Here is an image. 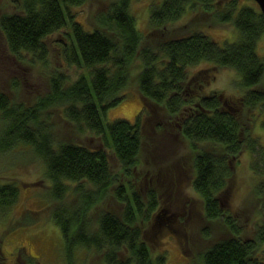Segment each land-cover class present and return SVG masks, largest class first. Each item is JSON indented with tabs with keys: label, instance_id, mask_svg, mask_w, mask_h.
Returning <instances> with one entry per match:
<instances>
[{
	"label": "trees",
	"instance_id": "1",
	"mask_svg": "<svg viewBox=\"0 0 264 264\" xmlns=\"http://www.w3.org/2000/svg\"><path fill=\"white\" fill-rule=\"evenodd\" d=\"M86 1L18 0V12L0 15V32L12 55L24 60L28 54L43 59L47 55L46 41L56 33L67 65L86 68L89 72L66 89H62L57 79L49 95L33 106L10 103L0 91V122L3 118L6 124L5 128L0 126V154L8 153L5 146L15 144L31 147L42 159L51 181L52 202L56 203L53 208L37 211H42L47 221L60 228L66 262L74 264V259L79 257L76 264H88L89 256H95L100 260L97 264H166L165 252L151 255L141 228L142 224L157 225L158 194L150 186L149 193L143 197L142 181L136 174L144 122L147 119L153 122L158 105H163L169 119L180 123L179 133L192 152V188L203 200L205 217L222 222L230 233L228 238L204 251L203 264H264L261 249L264 188L260 181L264 174L261 169L264 150L253 132L260 120L264 129L261 89L264 57L256 52L257 41L264 34V14L258 3L255 0L254 5L241 0L150 3L149 32L145 34L129 13L131 0H106L107 6L93 15V28L77 20L72 10ZM197 13L208 14L222 24H232L238 33L236 41L221 46L206 32L195 28L185 36H160L153 43L154 31L164 33L168 25ZM136 60L139 61L136 86L144 100L140 117L134 123L117 119L106 124V111L121 100L119 94L128 88L130 68ZM201 63L210 65L211 69L188 73L190 67ZM229 66H235L242 76L236 84L241 93L235 96L239 98L234 103L223 97L224 92L208 91L218 72ZM50 103L62 104L65 120L79 132L87 130L99 137L101 146L55 143L40 115ZM239 108L249 110L245 126L241 124ZM207 143L213 148L205 149L203 144ZM244 151L256 158L250 168L257 171L254 173L257 182L251 185V191L258 210L249 239H242V228L228 212L223 199L231 190L228 182ZM110 156L118 163L117 172L112 171ZM158 180L157 170L149 182L157 184ZM65 194L74 197L76 204L64 200ZM107 194L120 209L101 212L95 221L88 222L90 208ZM18 195L14 184L1 183L0 208L6 212ZM36 213H27L31 224L39 222L40 214L34 216ZM20 255L21 262L16 264H37L24 249ZM0 264H6L1 253Z\"/></svg>",
	"mask_w": 264,
	"mask_h": 264
},
{
	"label": "rangeland",
	"instance_id": "2",
	"mask_svg": "<svg viewBox=\"0 0 264 264\" xmlns=\"http://www.w3.org/2000/svg\"><path fill=\"white\" fill-rule=\"evenodd\" d=\"M159 2L161 3V0L130 2L129 13L135 17L137 28L145 34L149 32L147 24L149 4ZM242 2L254 5L253 0H241ZM17 4L18 0H0V15L18 12ZM106 6V0H87L82 6L72 10L76 13L77 20L93 28V15ZM195 28L206 32L221 46L225 42L236 41L238 36L232 24H222L208 14L197 13L180 20L177 24L168 25L164 33L154 31L153 43L155 44L160 36H185ZM58 38L60 36L55 33L47 39V55L43 59L28 54L24 60L8 51L0 32V91L8 102L33 106L36 101L49 95L57 79L62 89H66L81 75H88L86 68L67 65L61 54ZM256 52L264 57V34L257 41ZM137 64H139L138 60L134 61L130 68V84L119 94L122 96L121 100L115 106L108 107L104 116L106 124L117 119L130 123L137 120L144 104L136 86ZM208 67L210 65L201 63L190 67L188 73L193 74L197 69H211ZM223 71H219L218 77L211 81L208 91L224 83ZM59 76H63L66 80ZM261 85L264 91V80ZM225 88L227 90V86ZM212 91L224 92L223 97L231 103H234V100L239 98L235 96L241 93L236 84L232 86L231 94L218 90L210 92ZM158 106V115L153 122L152 119L144 122L142 145L136 168V174H139V180L142 181L140 184L143 197L149 193L151 186V190L158 194L160 206L157 225L155 227H151L150 224L141 225L143 238L149 245L152 256L165 252L166 264H203L201 258L204 251L215 242L228 238L230 233L222 222L211 221L205 217L203 200L192 188L194 178L192 152L186 139L179 133L180 123L171 121L166 115L164 106ZM63 110L62 104L50 103L40 113L45 128L48 129V135L55 143L70 142L87 147L101 146L99 137L87 130L79 132L76 126L67 122ZM248 112V109L239 108L241 124L244 126L247 124ZM260 121L254 126L253 132L258 144L264 150V134L258 136V133H264ZM0 126L3 128L6 126L3 118ZM203 145L205 149L213 148L208 143ZM5 150L8 153L0 154V183L14 184L19 194L17 202L13 203L6 212L0 208V253L4 255L5 263L21 262L20 250L24 249L37 264H69L66 262L65 241L60 228L50 220L47 221L42 211H37L44 207L53 208L56 203L52 202L51 181L47 178L42 159L29 146L11 144L5 146ZM110 157L112 171L117 172L118 163L112 156ZM255 159L254 155L248 152L244 151L240 154L239 166L237 165L233 178L228 182L231 190L227 191L224 194L227 197L223 198L224 202H227L228 212L235 216V222L242 228V239L252 238L253 219L258 210L257 199L254 200L252 197L254 191H251L252 186L257 182L254 176L257 171H251L250 168L251 161ZM258 163L262 162L258 160ZM261 169L263 170L264 167ZM157 170L159 177L157 184L155 181L149 182V178ZM261 176L260 181L264 188V174ZM262 196L264 197V191ZM115 203L110 194L97 200L89 210L88 222L95 221L101 212L118 211L120 207ZM28 211L37 212L34 216L39 213V222L31 224ZM261 249L264 251V244ZM77 259L80 258L76 257L74 264ZM97 263H100L99 258L89 256L88 264Z\"/></svg>",
	"mask_w": 264,
	"mask_h": 264
},
{
	"label": "clouds",
	"instance_id": "3",
	"mask_svg": "<svg viewBox=\"0 0 264 264\" xmlns=\"http://www.w3.org/2000/svg\"><path fill=\"white\" fill-rule=\"evenodd\" d=\"M222 79L224 83L217 88L210 89V91L211 90L226 91V94H231L232 86L234 84H239L240 81L242 80V76L239 73V70L235 66H229L228 68L224 69L222 73ZM225 86H227V90Z\"/></svg>",
	"mask_w": 264,
	"mask_h": 264
},
{
	"label": "bare ground",
	"instance_id": "4",
	"mask_svg": "<svg viewBox=\"0 0 264 264\" xmlns=\"http://www.w3.org/2000/svg\"><path fill=\"white\" fill-rule=\"evenodd\" d=\"M254 57H257V56L256 55H250V58H254ZM63 199L68 201V202H71L73 204H76V202H77L74 197L67 195V194L63 195ZM14 200H15L14 202L16 203L17 199H14Z\"/></svg>",
	"mask_w": 264,
	"mask_h": 264
},
{
	"label": "water",
	"instance_id": "5",
	"mask_svg": "<svg viewBox=\"0 0 264 264\" xmlns=\"http://www.w3.org/2000/svg\"><path fill=\"white\" fill-rule=\"evenodd\" d=\"M258 3V6L262 13L264 14V0H255Z\"/></svg>",
	"mask_w": 264,
	"mask_h": 264
}]
</instances>
